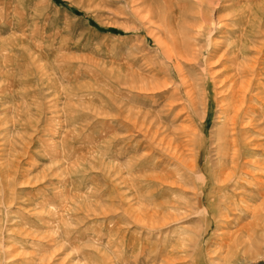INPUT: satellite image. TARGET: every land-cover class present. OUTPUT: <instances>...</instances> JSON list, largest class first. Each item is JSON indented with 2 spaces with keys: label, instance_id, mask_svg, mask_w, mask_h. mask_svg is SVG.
<instances>
[{
  "label": "rangeland",
  "instance_id": "374dc122",
  "mask_svg": "<svg viewBox=\"0 0 264 264\" xmlns=\"http://www.w3.org/2000/svg\"><path fill=\"white\" fill-rule=\"evenodd\" d=\"M234 115L264 148V0H0V264H264V198L219 216Z\"/></svg>",
  "mask_w": 264,
  "mask_h": 264
},
{
  "label": "bare ground",
  "instance_id": "6f19581e",
  "mask_svg": "<svg viewBox=\"0 0 264 264\" xmlns=\"http://www.w3.org/2000/svg\"><path fill=\"white\" fill-rule=\"evenodd\" d=\"M179 53H180V51H179ZM233 84H234V88H235L236 82H234ZM191 85H192V83H191ZM231 94H232V96L230 95L231 96V102H229L230 105L234 101L237 100V99H235L236 92L234 91ZM203 102L200 100L194 99L193 105H192L193 106L192 110H194L195 113L197 112L199 119L204 120L206 118V109H204V110L202 109V106L204 105ZM238 103H240V102H238ZM200 105H201V109H202L201 112H199V110H200L199 106ZM229 108H232V106H230ZM239 109H240V107H239ZM237 115L236 116L234 115V117L231 119V124L234 126L232 128H230L229 127L230 121L227 119L225 121V123L223 124V126L221 128H219L220 133L218 132V136L215 138V141L217 139V141L219 142L218 143L219 144L218 149L217 148L216 149L221 150V151L223 150L222 152L221 151L218 152V154H219V157L217 160L218 163L216 164L217 166L215 167L218 170V173H217L215 179L219 181V185H218L219 191L222 193V195L220 196L221 197L220 204H219L220 209L218 208V211H220V213H221V215H219L221 218L224 216H228L227 213L230 212V210H232L233 203L238 204L237 209H239L241 213H246L249 211L252 212V210L255 211V209L258 208L257 207L258 204L257 205L255 204L257 202V200H259V199L262 200L264 198V159H263L264 158V148H263L262 143H260L259 147H256L254 150H252V149L248 150L247 147L251 143H254V140L247 138L248 136L241 139V141H242L241 144L239 143L238 138L228 140V131L229 130H234L232 132V134L234 136L235 135L238 136V133L235 131L236 126L238 124V121L236 118L239 115L238 116ZM190 122H191V120H190ZM182 130L184 132H182L181 134H184V137H185L184 141H186L185 143H187V145H189V146L192 144L195 145L197 134H196V131H195V128L193 127V125H189V123H188L186 126H183ZM222 131H223V133H221ZM172 140L169 142V146L170 147L172 146V148L174 149V152H172L173 155L177 158V160L180 163L183 162L191 171H194V166H196L195 158H194V155H195L194 149H191L190 148L191 146H190L189 147L190 150L187 148L186 149L182 148V150H181V147H183L182 142H180L179 144L173 145ZM179 141H180V138H179L178 142ZM165 142H167V141H165ZM168 150H171V149H168ZM186 150H188V151L186 152ZM215 152L217 153V151H215ZM168 153H170V151H168ZM229 168H231V170L226 172ZM224 172H226V173H224ZM213 187H214V185H212L210 187V189L212 190ZM214 202H215V200H214ZM254 204L256 205V207H253ZM222 223L223 224H229V220L228 219H222V222L220 221V224H222ZM238 229H240V228H238ZM241 229H243L242 226H241ZM235 235L238 237L237 233H235ZM233 236H234V234H233ZM194 245H195V243H194Z\"/></svg>",
  "mask_w": 264,
  "mask_h": 264
}]
</instances>
